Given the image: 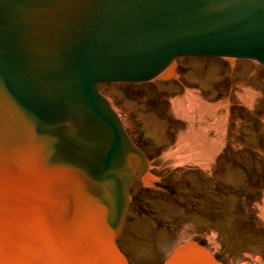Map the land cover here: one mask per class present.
I'll use <instances>...</instances> for the list:
<instances>
[{"label": "water", "instance_id": "1", "mask_svg": "<svg viewBox=\"0 0 264 264\" xmlns=\"http://www.w3.org/2000/svg\"><path fill=\"white\" fill-rule=\"evenodd\" d=\"M202 53L264 63V0H0V264H125L95 236L143 164L94 86Z\"/></svg>", "mask_w": 264, "mask_h": 264}, {"label": "rangeland", "instance_id": "2", "mask_svg": "<svg viewBox=\"0 0 264 264\" xmlns=\"http://www.w3.org/2000/svg\"><path fill=\"white\" fill-rule=\"evenodd\" d=\"M176 65L171 85L103 87L125 125L133 132L140 123L154 146L151 173L158 180L157 188L135 186L132 243L121 246H131L134 264H158L192 239L218 262L264 264V66L213 56H187ZM187 132L191 142L181 141ZM179 141L188 147L183 167L175 151L165 156Z\"/></svg>", "mask_w": 264, "mask_h": 264}, {"label": "bare ground", "instance_id": "3", "mask_svg": "<svg viewBox=\"0 0 264 264\" xmlns=\"http://www.w3.org/2000/svg\"><path fill=\"white\" fill-rule=\"evenodd\" d=\"M187 56H196V57H200L201 55L198 54H193V55H187ZM203 56H205L203 54ZM202 56V57H203ZM208 57H214V58H224L229 60L230 62H233L234 60L238 59V60H246V61H254L257 65H262L264 66V63H260L258 61L255 60H249L246 58H238V57H228V56H217V55H207ZM183 57H186V55L183 56H175L173 59L170 60V65L172 68L170 67H166L163 70L157 72L155 74L154 77L150 78V79H145V80H136V81H107V82H97L94 86L95 88V92L97 97L101 98V100L103 101V103L105 104V106L107 107V110L109 111V113L115 117L116 121H117V125L120 128V131L122 133V135L124 136L126 142L128 143V145H130L132 147V149L136 152V154L139 155V157L141 158L142 164H143V171L141 173V176L138 178H135L133 180H131L130 183H128V186L126 188L125 191V200H124V208H123V214L121 216V218L119 219V221L117 222V224L114 225V227L109 228L107 230H105V232L100 233L99 235L95 236V239H104L105 237H112V236H116L115 240L113 241V247H114V251L119 255L120 259L122 260V262H124L125 264H134V262L131 260V255L128 252V249L130 251V245H128L129 247H125L123 248L121 246L120 241L126 242V239H128L129 242V238L131 239L132 236L128 233V221L131 217V211L133 208V205L135 203H139V197L137 194L134 193V188L135 186H141L144 185L146 187V189H151L154 188L156 186L157 188V178H155L153 176V173H151V162H150V155H151V151L153 150L154 146L152 144L146 143L143 139L144 135H142V126L140 127V123L137 125L134 122V126H135V131H131L129 129V126L127 127L125 125L124 122V117L121 116V114L119 113V109H117V107L115 106V100L114 97L109 96L108 94H106V92L104 91L105 88H103L104 86L108 85H145L147 83L150 82H159L161 84L164 85H171L170 82L174 81L177 77L176 75V61L179 59H182ZM129 97L133 98V96H131L129 94ZM154 105V104H153ZM176 105L179 104H175L174 107H176ZM178 119V118H177ZM175 119V120H177ZM171 120V119H170ZM169 120V121H170ZM180 121V119H178ZM184 122V120H183ZM185 123V122H184ZM180 134L181 137L180 140H187L191 142L190 139H192V134L190 132ZM143 139V140H142ZM180 142V141H179ZM194 143L197 144L200 143L202 144L203 141H200L199 139H197L195 141V139L193 140ZM183 142H180L178 146L175 147H171L168 146V151L165 152V156H169L172 155L173 153H177L178 156L180 155L179 158V165H182L181 167H183V165L185 164L184 162V152L183 150H188V147H183ZM191 146V145H190ZM175 151V152H174ZM212 154H208L205 155V157L203 158H210ZM192 157V156H191ZM202 159V158H200ZM191 161H194L191 159ZM196 162V161H194ZM185 166V165H184ZM159 183V182H158ZM64 216L66 217V219L70 220L71 218H73L74 216V212H75V202H68L64 204ZM129 236V237H128ZM132 243V240L130 241ZM129 242V243H130ZM127 243V242H126ZM204 250H206V254L202 251V250H196L193 249V239L192 240H185L183 241L182 244L177 245L175 247H173V249H171V251H169V253H167L164 256V261H160L158 264H228L226 262H218L217 258L214 257V259L217 262H213L210 263V260L208 256H215L214 254L212 255L210 253V251H208L206 248L203 247ZM49 253V249L48 246H43V248L41 249L39 256H38V261L37 264H39L42 260L45 264V259L47 257H49L48 255ZM50 254V253H49ZM44 255V256H43ZM43 256V257H40ZM207 257V258H206ZM89 264H106L104 263V261H102L99 258H91L89 261Z\"/></svg>", "mask_w": 264, "mask_h": 264}]
</instances>
